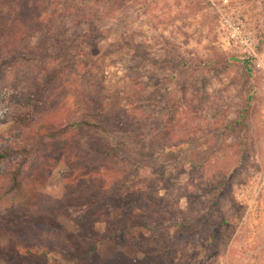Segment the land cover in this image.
I'll return each instance as SVG.
<instances>
[{
    "label": "rangeland",
    "instance_id": "1",
    "mask_svg": "<svg viewBox=\"0 0 264 264\" xmlns=\"http://www.w3.org/2000/svg\"><path fill=\"white\" fill-rule=\"evenodd\" d=\"M49 1L77 63L52 93L49 67L0 61V264H264V0ZM236 7L249 47L221 39ZM101 106L140 149L52 143ZM78 169L107 177L98 198Z\"/></svg>",
    "mask_w": 264,
    "mask_h": 264
},
{
    "label": "trees",
    "instance_id": "2",
    "mask_svg": "<svg viewBox=\"0 0 264 264\" xmlns=\"http://www.w3.org/2000/svg\"><path fill=\"white\" fill-rule=\"evenodd\" d=\"M49 2V0H0V61L2 62V59L7 57L5 55L6 51H8V55H11V52H19L20 59L40 62L45 67H49L50 78L47 84L55 83L56 86L52 90L53 93L61 85H64L65 76L68 71L72 70L77 61L76 51L71 46H67L64 32L59 36H51L52 29L49 28L50 24L48 22L53 20L50 19L48 13ZM34 36H37L38 40L33 44ZM90 103L95 105L93 102ZM102 108L101 106L97 112H94L97 109L95 108L94 111L89 109L80 114H65L67 120L60 118L59 125L53 128L55 130L59 128L58 131L60 132L52 134V143L67 142L68 140L64 135H69L75 130H90L91 133L95 132L97 134V138H92L91 135H88V140L101 142L103 141L101 138L105 136L104 140H110L111 145H113V151L116 144L126 148L130 147L132 150L140 149L137 145L143 144V134H134L131 128H124L120 123L116 124L111 120V115L104 114ZM112 132L122 135L120 142H115V139L109 136ZM131 139L134 144H129ZM146 139L148 140V138ZM101 147L102 145L94 149L97 157H94L93 161L89 159L92 162V166L98 165L99 161H104L108 154L110 156L113 155L112 149L105 151ZM159 156L162 155L159 154ZM78 159L82 160L80 157ZM78 167L79 163L76 164V169ZM74 173L77 174L72 183L90 181L91 186L95 188L92 196L98 198L99 191L104 190L106 186L102 181L103 177L105 178L106 176L99 170L92 172V169L90 172H86L87 174L80 169L74 170ZM97 182L100 183V186L96 185ZM108 182L109 180H107V184ZM89 206L93 209L97 208L99 206L98 199L93 200Z\"/></svg>",
    "mask_w": 264,
    "mask_h": 264
},
{
    "label": "built area",
    "instance_id": "3",
    "mask_svg": "<svg viewBox=\"0 0 264 264\" xmlns=\"http://www.w3.org/2000/svg\"><path fill=\"white\" fill-rule=\"evenodd\" d=\"M229 5L230 0H224ZM239 8H231L229 12H222L220 17V28L223 30L222 40L231 47H249L252 44V35L247 29L248 16L239 12Z\"/></svg>",
    "mask_w": 264,
    "mask_h": 264
}]
</instances>
